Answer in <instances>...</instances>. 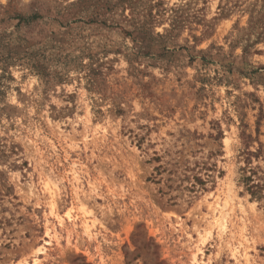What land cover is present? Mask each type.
Wrapping results in <instances>:
<instances>
[{"label": "rangeland", "instance_id": "1", "mask_svg": "<svg viewBox=\"0 0 264 264\" xmlns=\"http://www.w3.org/2000/svg\"><path fill=\"white\" fill-rule=\"evenodd\" d=\"M0 264H264V0H0Z\"/></svg>", "mask_w": 264, "mask_h": 264}, {"label": "trees", "instance_id": "2", "mask_svg": "<svg viewBox=\"0 0 264 264\" xmlns=\"http://www.w3.org/2000/svg\"><path fill=\"white\" fill-rule=\"evenodd\" d=\"M160 166L154 167V169L159 173ZM192 178L194 179V182L191 183L192 188L196 186V184H204V180L196 175H193Z\"/></svg>", "mask_w": 264, "mask_h": 264}]
</instances>
